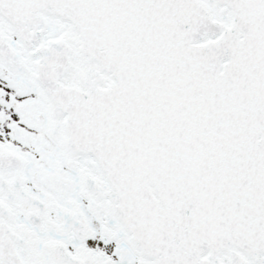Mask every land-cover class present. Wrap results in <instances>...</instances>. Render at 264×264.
Here are the masks:
<instances>
[{
    "label": "snow or ice",
    "instance_id": "6c2138e0",
    "mask_svg": "<svg viewBox=\"0 0 264 264\" xmlns=\"http://www.w3.org/2000/svg\"><path fill=\"white\" fill-rule=\"evenodd\" d=\"M0 264H264V0H0Z\"/></svg>",
    "mask_w": 264,
    "mask_h": 264
}]
</instances>
